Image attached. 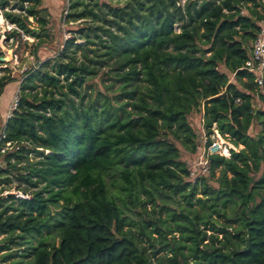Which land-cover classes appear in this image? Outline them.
<instances>
[{
    "label": "trees",
    "instance_id": "trees-1",
    "mask_svg": "<svg viewBox=\"0 0 264 264\" xmlns=\"http://www.w3.org/2000/svg\"><path fill=\"white\" fill-rule=\"evenodd\" d=\"M116 1H68L66 22L86 24L63 42L50 70L31 66L19 79L0 77V97L10 83H18L20 96L11 117L0 122L1 144H13L0 155V186L11 175L24 184L16 190L29 197L0 189V262L264 264V85L243 69L264 0ZM41 4L0 0L6 21L38 41L33 54L49 38ZM7 38L21 41L18 31ZM93 79L111 81L109 88L118 83L113 97L126 99L112 107L104 95L105 129L95 120L94 101L82 109L69 99L80 98ZM253 95L262 109L253 107ZM193 113L201 116L206 145L216 131L242 147L229 158L209 156L208 173L194 180L168 140L182 139L190 153L199 151L201 137L189 124ZM31 154L39 160L30 163ZM118 167L126 212L103 178ZM176 195L175 208L163 201ZM51 208L60 210L54 224ZM136 209L135 222L127 213ZM53 228L57 245L49 239Z\"/></svg>",
    "mask_w": 264,
    "mask_h": 264
},
{
    "label": "rangeland",
    "instance_id": "rangeland-1",
    "mask_svg": "<svg viewBox=\"0 0 264 264\" xmlns=\"http://www.w3.org/2000/svg\"><path fill=\"white\" fill-rule=\"evenodd\" d=\"M71 2V0H69ZM108 1V0H107ZM187 0H179L180 5H184V3ZM68 1L67 0H41V7L45 8V11L43 12L42 15L45 16L46 21H47V30L49 32V38L46 39L45 44L42 45L41 47L37 48L34 53V49L38 45V41L35 40L32 37H27L23 34L21 36V41H17L13 39L12 42L9 40L3 41L2 37H0V77L3 75H10L16 79H19V76L29 67L31 66H37L43 68V70L49 71L52 65L54 64V59L57 55L58 51H61L63 46V42L69 38H71L74 34L73 31H77L78 29L84 27L86 23L84 21H78L76 23H68L65 20V15L68 14ZM112 3H117L116 0H113ZM119 3H123V1H120ZM0 14L3 16V11L0 10ZM4 17V16H3ZM31 22V29H36L38 30L39 25L34 22L32 19L29 20ZM88 24V23H87ZM94 24H99V23H94ZM1 25V24H0ZM74 36H77L76 34ZM84 42L83 39H77L76 44L82 45ZM89 49H99L98 46L95 48V46L88 45L87 46ZM251 48V43L249 44V49ZM103 50H99V53H101ZM76 58L78 60H82L81 58V52H78L76 54ZM49 61L48 66L42 67L43 63ZM39 62V63H38ZM38 63V64H37ZM5 69V71H3ZM218 70L220 72H224V69L222 66H219ZM229 80L231 83H235L234 79L232 76L229 77ZM111 81H103L101 82L99 79H93L88 82L90 85H94L92 88L90 87H84L83 89H80V98H77L73 95H69V99H71L75 106H79L83 109L85 105L89 101H94V107L96 108V114L97 116L95 117V120L97 122H101V126L103 129L106 128L107 121L104 120V117L100 114L101 110L104 108L103 104L105 103L104 101V95L108 96L110 99V105L112 107H120L123 104L126 103V99L124 97L122 98H117L113 97L114 91L119 87L118 83H115L112 88H109V85L111 84ZM237 87L240 88V86L235 83ZM18 85V83H17ZM16 83H10L8 84L4 90L3 93L0 97V122L1 120L3 121L7 112L8 106L10 107L12 101L14 98L19 100V89L17 87ZM241 89V88H240ZM39 91V89H37ZM96 92H99L100 95L97 96ZM96 99V100H95ZM82 100V102H80ZM252 103L253 107L256 110L262 109L261 103L258 100V97L256 95H253L252 98ZM66 105H69V100H66ZM126 111L131 112L132 109L129 106L124 107ZM113 112V111H112ZM90 114H93V111L90 110ZM116 114L122 118L123 117V111L118 110ZM112 119L109 118V120ZM189 124L191 128L193 129L196 134L200 135L201 139L199 138L198 142L203 144L206 141L205 134L202 129V119L199 114L193 113L189 117ZM258 131V127H253L252 132L255 133ZM169 142L173 143L175 147L178 150L179 153V161L189 164L191 162H194L198 159L199 157V151L193 153L189 152L190 145L188 144L187 146H184L182 144L183 140L180 139L179 141H176L173 138H168ZM211 141H216L219 143V145L222 148H227L228 152L232 150H239L242 147L239 148H234L231 143L227 140L222 138L217 134V132H214L213 136H210ZM201 144V145H202ZM29 162L30 163H35L39 160L38 155L31 154L29 155ZM122 166V165H121ZM120 170L121 168L118 167L116 169H113L109 171L107 174L103 176L104 182L107 188L108 193L115 198L116 203L118 207L125 211V208L123 207L122 203L119 201L120 198V188L123 185V182L120 177ZM10 182L6 184H2L0 186V189L2 190V195H8L11 192H20L16 189L18 187H24V184H22L20 181H18L16 178L13 176H9ZM21 193V192H20ZM170 193V192H168ZM140 199L146 200L147 197L140 193L139 194ZM181 200L179 195H176L174 197V200H166L163 199V201H166V203L169 205L171 208H175L177 205L176 203ZM147 211L151 213V205L146 206ZM59 209H50L51 212V218H50V223L54 224L55 219L58 218L57 213L59 212ZM139 209L136 210H131V212H128V216H130L135 222L139 220V216L137 215V212ZM166 215L165 213L162 214V218H165ZM133 231L136 230V227H131ZM48 232H44V235H47ZM177 235V234H175ZM2 237H0L1 239ZM49 239L50 241H53L55 245L58 244L59 238H58V229H51L49 232ZM35 244V241L33 242ZM142 245H146L144 242ZM18 250L17 246L12 247V251ZM5 252L0 253V257L4 254ZM21 254H24L21 250ZM20 260V257H16L13 259L6 260L5 262H0V264H9L13 261H18ZM29 261L27 258H22L21 257V264H26Z\"/></svg>",
    "mask_w": 264,
    "mask_h": 264
},
{
    "label": "built area",
    "instance_id": "built-area-1",
    "mask_svg": "<svg viewBox=\"0 0 264 264\" xmlns=\"http://www.w3.org/2000/svg\"><path fill=\"white\" fill-rule=\"evenodd\" d=\"M69 1V0H67ZM68 3V2H67ZM6 11H9L6 9ZM16 12V11H14ZM0 37H2L3 41L9 40L13 41V38H7V34L12 31H18L21 36L23 33L19 31L15 25L10 24L6 19L0 14ZM243 69L248 73L253 75V81L258 87H262L264 85V19L258 24V31L254 40L251 43V48L249 50L248 59L244 63ZM18 100L16 98L13 99L10 107L8 108L5 120L9 119L12 115V112L17 109ZM5 136L0 131V155L9 151L13 144L11 142L2 143ZM206 141L201 145L199 149V157L196 161L187 164L188 170L190 173V178L195 179L199 175H204L208 173L207 159L211 155H218L225 158H229V152L227 148H222L218 142L211 141L209 145H206ZM4 164L0 159V168H2ZM9 195H13L18 199H28V196L20 192H11Z\"/></svg>",
    "mask_w": 264,
    "mask_h": 264
},
{
    "label": "water",
    "instance_id": "water-1",
    "mask_svg": "<svg viewBox=\"0 0 264 264\" xmlns=\"http://www.w3.org/2000/svg\"><path fill=\"white\" fill-rule=\"evenodd\" d=\"M31 29V28H30ZM33 32H35V33H38L39 32V30H36V29H31ZM0 60H2V59H0Z\"/></svg>",
    "mask_w": 264,
    "mask_h": 264
},
{
    "label": "crops",
    "instance_id": "crops-1",
    "mask_svg": "<svg viewBox=\"0 0 264 264\" xmlns=\"http://www.w3.org/2000/svg\"><path fill=\"white\" fill-rule=\"evenodd\" d=\"M8 108H9V106H8ZM8 108H7V109H8Z\"/></svg>",
    "mask_w": 264,
    "mask_h": 264
}]
</instances>
